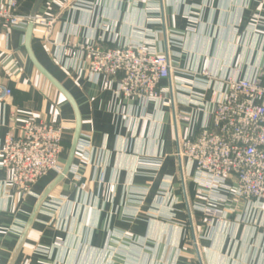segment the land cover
Wrapping results in <instances>:
<instances>
[{"label":"crops","instance_id":"0c3cea01","mask_svg":"<svg viewBox=\"0 0 264 264\" xmlns=\"http://www.w3.org/2000/svg\"><path fill=\"white\" fill-rule=\"evenodd\" d=\"M36 25L32 48L71 93L82 117L73 166L41 208L15 264H264L260 202L226 196L216 222L193 208L195 173L181 169L178 139L207 121L212 90L238 70L264 73V0H19ZM26 31V30H25ZM25 31L0 27V149L29 119L56 121L66 163L76 125L72 105L29 61ZM102 36L106 47L149 42L169 55V93L159 103L120 101L116 82L91 76L64 56L70 43ZM208 62V74L203 70ZM180 113L190 123L177 121ZM49 173L21 196L6 184L0 156V264H8ZM114 187V191H111ZM190 204L192 205L190 207ZM37 246L44 251H38Z\"/></svg>","mask_w":264,"mask_h":264},{"label":"built area","instance_id":"2783aa9c","mask_svg":"<svg viewBox=\"0 0 264 264\" xmlns=\"http://www.w3.org/2000/svg\"><path fill=\"white\" fill-rule=\"evenodd\" d=\"M19 6V0H0L2 29L25 31L33 21L50 31L56 23L52 17L21 15ZM104 41L99 36L70 43L63 53L89 75H103L107 82H116L120 101L138 99L143 105L161 102L169 93L161 81L173 74L169 55L153 50L147 42L106 47ZM203 73L206 75V70ZM221 82V89L212 90L208 118L200 132L179 138L177 151L182 172L186 163L195 170L194 210L206 215L207 222L216 219L217 223L224 219L218 207L227 195L259 201L264 210V73L245 78L234 70ZM0 93L11 96L12 90L0 89ZM176 120L190 123L192 116L180 113ZM69 130L56 121L34 119L27 120L18 132L10 130L0 149L6 184L27 196L43 177L61 173L64 136Z\"/></svg>","mask_w":264,"mask_h":264},{"label":"water","instance_id":"95a60500","mask_svg":"<svg viewBox=\"0 0 264 264\" xmlns=\"http://www.w3.org/2000/svg\"><path fill=\"white\" fill-rule=\"evenodd\" d=\"M44 0H39V3H42ZM37 10L31 14V17L34 19L37 16ZM32 19V20H33ZM34 29L35 25L34 22L31 21L25 31V40H24V48L26 50L27 56L29 61L34 65V67L59 91L61 92L65 98L69 101V103L72 105L74 112H75V118H76V125L73 133V138L71 142V147L69 150L67 161L64 165V168L61 173H59L56 178L44 189V191L41 193V195L38 197L37 202L34 206L33 212L30 216V219L22 233V235L19 238V241L13 251V254L9 260L8 264H15L23 246L26 243L27 237L33 227V224L37 218V215L39 214L41 208L43 207L44 203L50 196L51 192L59 185L61 184L65 178L70 173V170L73 166V162L75 159V155L78 151V146L81 138V131H82V117L79 110V107L77 105V102L75 101L74 97L71 95V93L40 63V61L37 59L33 48H32V40L34 35Z\"/></svg>","mask_w":264,"mask_h":264},{"label":"rangeland","instance_id":"374dc122","mask_svg":"<svg viewBox=\"0 0 264 264\" xmlns=\"http://www.w3.org/2000/svg\"><path fill=\"white\" fill-rule=\"evenodd\" d=\"M79 43H81V42H79ZM129 44H130V43H129ZM147 44H148L150 47H152L151 43L147 42ZM205 67H206V69L204 68V70H206V73L208 74V64H207V65L205 64ZM207 74H206V75H207ZM113 189H114V187H113ZM112 191H114V190H112ZM37 250H38V251H41V252L44 251V249H43L42 246H41V247H40V246H39V247L37 246Z\"/></svg>","mask_w":264,"mask_h":264}]
</instances>
